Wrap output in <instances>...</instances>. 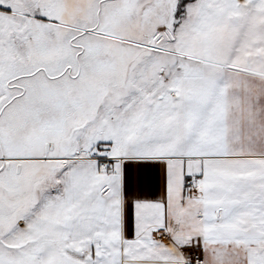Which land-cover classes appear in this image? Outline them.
I'll return each instance as SVG.
<instances>
[{"label":"snow or ice","instance_id":"1","mask_svg":"<svg viewBox=\"0 0 264 264\" xmlns=\"http://www.w3.org/2000/svg\"><path fill=\"white\" fill-rule=\"evenodd\" d=\"M0 264H264V0H0Z\"/></svg>","mask_w":264,"mask_h":264}]
</instances>
